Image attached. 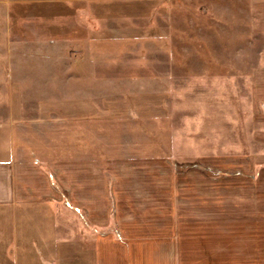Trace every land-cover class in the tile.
<instances>
[{"label": "crops", "instance_id": "1", "mask_svg": "<svg viewBox=\"0 0 264 264\" xmlns=\"http://www.w3.org/2000/svg\"><path fill=\"white\" fill-rule=\"evenodd\" d=\"M103 1L0 0V6ZM256 9L251 6V14ZM0 74L10 76L0 83L7 91L0 102L6 108L0 113V264H264V163L237 158L232 180H192L140 161H96L79 143L71 146L72 159L41 161L33 152L28 159L25 141L18 145L14 138L20 128L34 135L56 129L57 138L79 140L97 124L159 119L167 114L166 96L145 94L142 79H96V68L13 65ZM249 86L264 110V67L250 71ZM122 90L128 93L105 92ZM257 168L263 173L257 175ZM229 184L230 200L213 189ZM174 193L176 206L169 199ZM64 201L66 211L75 206V215L86 214L87 225L69 227L59 220ZM159 204L162 211L153 207Z\"/></svg>", "mask_w": 264, "mask_h": 264}, {"label": "rangeland", "instance_id": "2", "mask_svg": "<svg viewBox=\"0 0 264 264\" xmlns=\"http://www.w3.org/2000/svg\"><path fill=\"white\" fill-rule=\"evenodd\" d=\"M0 9L1 70L13 65L96 68V79H142L145 94L166 96L167 114L159 119L97 124L79 140L57 138L56 129L34 135L20 128L14 138L18 145L25 141L26 158L72 159L71 146L79 143L96 161L123 160L129 166L140 161L192 180H232L237 158L264 163V110L249 86L250 71L264 67V0H106ZM5 19L16 23L7 26ZM9 51L13 55L4 59ZM9 77L0 74V83ZM5 90L0 88V102L7 99ZM105 92L114 97L128 90ZM258 169L257 175L263 173ZM129 173L140 177L138 171ZM213 189L230 200V184ZM174 195L171 204L177 203ZM65 203L59 220L69 227L85 225L86 214L75 215V206L66 211ZM153 207L162 211V204Z\"/></svg>", "mask_w": 264, "mask_h": 264}, {"label": "trees", "instance_id": "3", "mask_svg": "<svg viewBox=\"0 0 264 264\" xmlns=\"http://www.w3.org/2000/svg\"><path fill=\"white\" fill-rule=\"evenodd\" d=\"M24 147V150H28L27 146H23Z\"/></svg>", "mask_w": 264, "mask_h": 264}]
</instances>
